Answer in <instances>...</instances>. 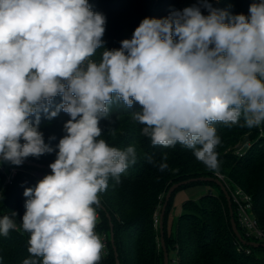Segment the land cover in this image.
Masks as SVG:
<instances>
[{
  "label": "clouds",
  "instance_id": "9594fccd",
  "mask_svg": "<svg viewBox=\"0 0 264 264\" xmlns=\"http://www.w3.org/2000/svg\"><path fill=\"white\" fill-rule=\"evenodd\" d=\"M201 3L208 15L193 6L144 18L131 39L104 49L97 61L106 17L89 0H0V160L19 166L52 153L40 113L70 117L51 174L23 193L30 258L22 264L102 260L100 194L137 162L135 146L122 150L101 138L99 123L112 105L138 103L142 110L131 119L154 147L180 144L213 172L220 165L216 123H264V0H254L248 15ZM58 95L62 102L50 111ZM16 229L11 217L0 218V235Z\"/></svg>",
  "mask_w": 264,
  "mask_h": 264
},
{
  "label": "trees",
  "instance_id": "16d2710c",
  "mask_svg": "<svg viewBox=\"0 0 264 264\" xmlns=\"http://www.w3.org/2000/svg\"><path fill=\"white\" fill-rule=\"evenodd\" d=\"M253 2L219 0L212 2L211 7L214 9L217 6V10H227L233 15H248ZM89 4L94 12L106 17L103 48L97 49L93 57L97 61L104 49H119L122 40L131 39L135 28L144 18L163 19L174 10L183 11L179 9L181 0H89ZM61 102L62 97L58 95L49 110H54ZM140 110L142 107L138 103L131 108H126L122 103L112 105L110 118L102 119L99 123L101 138L110 146L123 150L132 145L137 152V162L121 175V182L116 184L115 180L109 179L107 190L100 194V206L97 208L99 223L95 230L107 239V254L103 253L99 264H116L107 214L112 221L120 264H164L156 219L159 220L169 189L176 183L190 179H219L217 174L222 175L226 187H239L252 197L255 217L260 227L264 228V123L254 128L244 127L243 118L230 127L216 123L214 127L221 138V144L216 149L220 165L218 172H213L199 162L191 150L180 144L167 148L154 147L150 138L141 134L143 125L131 119V112ZM31 119L35 121V117ZM69 119V115L62 110L52 119L41 112L39 130L43 133L44 142L54 151L25 160L49 167L56 159V146L65 135L63 126ZM113 131L114 135L111 134ZM239 143H244L247 148L238 150L236 145ZM164 153H167L166 161L162 159ZM148 155L153 157L155 163L148 162ZM161 162L168 164L164 171L159 170ZM1 165L20 169L11 185H5ZM48 174L51 171L45 168L25 164L17 166L0 160V218L7 215L17 225V229L10 230L7 236L0 235V264H22L24 259L30 258L27 251L29 234L21 228L27 199L23 193L26 188H34ZM196 185L215 187L218 192L210 191L199 200L186 201L175 230L170 231L168 221L176 192ZM13 212L17 215L12 216ZM234 218L244 239L253 242L240 226L236 213ZM164 237L169 264H172L171 255L177 259V264H264V247L245 246L236 238L228 202L214 182H194L178 188L172 194L164 217Z\"/></svg>",
  "mask_w": 264,
  "mask_h": 264
},
{
  "label": "built area",
  "instance_id": "2783aa9c",
  "mask_svg": "<svg viewBox=\"0 0 264 264\" xmlns=\"http://www.w3.org/2000/svg\"><path fill=\"white\" fill-rule=\"evenodd\" d=\"M1 171L5 175V185H11L20 169L17 167L1 165ZM217 177L223 182L225 181L222 175L217 174ZM227 188L229 190L231 200L235 205L238 222L245 231L246 236L256 243L264 242V228L260 227L255 217L252 197L238 187L236 189H231L227 186ZM158 222L159 220L156 219L157 224ZM101 237L105 244L103 253L107 254V239L104 236ZM238 251H241L240 247ZM247 252L249 253V251ZM172 264H177V259L173 260Z\"/></svg>",
  "mask_w": 264,
  "mask_h": 264
},
{
  "label": "water",
  "instance_id": "95a60500",
  "mask_svg": "<svg viewBox=\"0 0 264 264\" xmlns=\"http://www.w3.org/2000/svg\"><path fill=\"white\" fill-rule=\"evenodd\" d=\"M22 164H25V165H28V166L39 167V168H45V169H48V170L51 171V169L49 167H45L43 165H40V164H37V163H34V162H30V161H27V160H24ZM194 182H214V183H216L221 188V191L223 192V194L226 197V200L228 202L232 230H233L236 238L239 240V242L242 245H245V246H249V247H253V248L264 247V244H262V243H256V242L247 241L246 239H244L243 235L240 233V231H239V229L237 227L235 218H234V210H233V205H232V201H231L230 195H229L225 185L219 179H213V178L190 179V180H187V181L176 183L169 189V191H168V193L166 195L165 203H164V205L162 206V209H161V213H160V216H159V223L158 224H159V230H160V246H161L162 250L164 251V264H169V255H168V251H167V248H166L165 237H164V217H165V214H166V210H167V206H168L169 200H170L172 194L178 188H180L182 186H185V185H188V184H191V183H194ZM107 217H108V219L110 221V227H111V230H110V241H111L112 247L114 249L115 258H116V264H120L118 252H117V249L115 247V239H114L112 221H111V218H110V216L108 214H107Z\"/></svg>",
  "mask_w": 264,
  "mask_h": 264
},
{
  "label": "rangeland",
  "instance_id": "374dc122",
  "mask_svg": "<svg viewBox=\"0 0 264 264\" xmlns=\"http://www.w3.org/2000/svg\"><path fill=\"white\" fill-rule=\"evenodd\" d=\"M207 2L209 4H211V6H212V2H219V0H207ZM193 6L200 7V10H201L203 15L209 14L208 10L202 6L201 0H181V4L179 6V9L183 10V8H188V7H193ZM215 7H214V9H217V6H215ZM262 136H263V134H262ZM236 148L238 150H240V149L245 150L247 148V145H245L244 143H239L238 145H236ZM220 181L224 184V182L222 180H220ZM226 189L229 193V190L227 187H226ZM210 191L214 192L215 194L218 192V190L215 187H207L204 185H196L193 187L184 188V189H180L179 191H177L174 198H173L171 214L169 216V221H168L169 230L170 231H172L173 229L175 230L174 227L176 226V222H177L179 216L182 214V206L186 201L199 200V198L205 196ZM230 198H231V196H230ZM232 205H233V210H234V214H235L236 209H235V205L233 202H232ZM237 220H238V217H237ZM171 257H172V261L176 259L173 255H171Z\"/></svg>",
  "mask_w": 264,
  "mask_h": 264
}]
</instances>
